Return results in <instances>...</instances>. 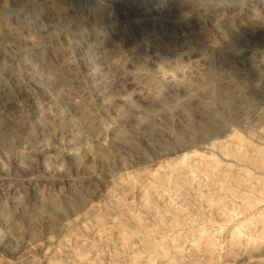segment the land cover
Instances as JSON below:
<instances>
[{
  "label": "rangeland",
  "instance_id": "rangeland-1",
  "mask_svg": "<svg viewBox=\"0 0 264 264\" xmlns=\"http://www.w3.org/2000/svg\"><path fill=\"white\" fill-rule=\"evenodd\" d=\"M257 263L264 0H0V264Z\"/></svg>",
  "mask_w": 264,
  "mask_h": 264
},
{
  "label": "bare ground",
  "instance_id": "bare-ground-1",
  "mask_svg": "<svg viewBox=\"0 0 264 264\" xmlns=\"http://www.w3.org/2000/svg\"><path fill=\"white\" fill-rule=\"evenodd\" d=\"M257 261V260H256ZM260 262V261H259ZM258 264V263H257Z\"/></svg>",
  "mask_w": 264,
  "mask_h": 264
}]
</instances>
